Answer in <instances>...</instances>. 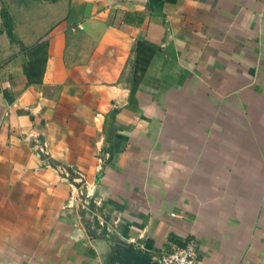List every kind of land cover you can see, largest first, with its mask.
Masks as SVG:
<instances>
[{
    "label": "crops",
    "instance_id": "1",
    "mask_svg": "<svg viewBox=\"0 0 264 264\" xmlns=\"http://www.w3.org/2000/svg\"><path fill=\"white\" fill-rule=\"evenodd\" d=\"M51 27L0 75V264L187 239L264 264V0H67Z\"/></svg>",
    "mask_w": 264,
    "mask_h": 264
},
{
    "label": "rangeland",
    "instance_id": "2",
    "mask_svg": "<svg viewBox=\"0 0 264 264\" xmlns=\"http://www.w3.org/2000/svg\"><path fill=\"white\" fill-rule=\"evenodd\" d=\"M66 7L67 0H0V75L22 52L31 73L40 71L45 40L38 38L64 15Z\"/></svg>",
    "mask_w": 264,
    "mask_h": 264
},
{
    "label": "built area",
    "instance_id": "3",
    "mask_svg": "<svg viewBox=\"0 0 264 264\" xmlns=\"http://www.w3.org/2000/svg\"><path fill=\"white\" fill-rule=\"evenodd\" d=\"M89 201H82L81 207L91 216L98 218L99 223L102 220L95 213L94 209L90 207ZM156 264H195L196 261V247L191 239H187L183 244L167 242V246L153 258Z\"/></svg>",
    "mask_w": 264,
    "mask_h": 264
},
{
    "label": "water",
    "instance_id": "4",
    "mask_svg": "<svg viewBox=\"0 0 264 264\" xmlns=\"http://www.w3.org/2000/svg\"><path fill=\"white\" fill-rule=\"evenodd\" d=\"M114 254L120 259L121 264H156L147 253L132 252L123 248L115 249Z\"/></svg>",
    "mask_w": 264,
    "mask_h": 264
},
{
    "label": "trees",
    "instance_id": "5",
    "mask_svg": "<svg viewBox=\"0 0 264 264\" xmlns=\"http://www.w3.org/2000/svg\"><path fill=\"white\" fill-rule=\"evenodd\" d=\"M148 3L151 6L159 7L162 4V0H148ZM54 31H55V29L53 27H51L49 30H47L46 33H44L42 36H40L38 38V42L46 40Z\"/></svg>",
    "mask_w": 264,
    "mask_h": 264
}]
</instances>
